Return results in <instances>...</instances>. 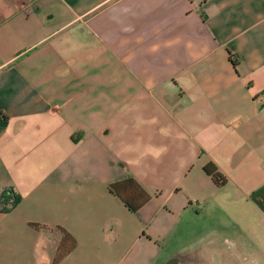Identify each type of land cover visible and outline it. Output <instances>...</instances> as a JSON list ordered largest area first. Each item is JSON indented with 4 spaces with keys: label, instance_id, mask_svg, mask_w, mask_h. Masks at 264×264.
I'll use <instances>...</instances> for the list:
<instances>
[{
    "label": "crops",
    "instance_id": "obj_1",
    "mask_svg": "<svg viewBox=\"0 0 264 264\" xmlns=\"http://www.w3.org/2000/svg\"><path fill=\"white\" fill-rule=\"evenodd\" d=\"M0 113V264H264V0H0Z\"/></svg>",
    "mask_w": 264,
    "mask_h": 264
},
{
    "label": "trees",
    "instance_id": "obj_2",
    "mask_svg": "<svg viewBox=\"0 0 264 264\" xmlns=\"http://www.w3.org/2000/svg\"><path fill=\"white\" fill-rule=\"evenodd\" d=\"M234 67L236 66V62L232 61ZM7 124V117L0 113V134L4 131L5 127ZM204 171L207 175H209L212 180L215 182L216 185H223L225 180L224 178L217 172L216 168H211L210 166H205L204 167ZM112 189V187H111ZM62 244V242H61ZM73 248V246H71L69 249H60L57 253V257L55 258V262L58 261L59 259H61L64 255H66L71 249Z\"/></svg>",
    "mask_w": 264,
    "mask_h": 264
},
{
    "label": "water",
    "instance_id": "obj_3",
    "mask_svg": "<svg viewBox=\"0 0 264 264\" xmlns=\"http://www.w3.org/2000/svg\"><path fill=\"white\" fill-rule=\"evenodd\" d=\"M179 259L177 257H172L167 260L164 264H179Z\"/></svg>",
    "mask_w": 264,
    "mask_h": 264
}]
</instances>
